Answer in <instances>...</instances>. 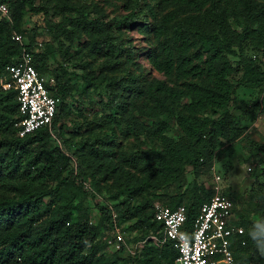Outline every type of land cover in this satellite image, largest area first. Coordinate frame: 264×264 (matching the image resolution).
<instances>
[{
  "label": "trees",
  "instance_id": "trees-1",
  "mask_svg": "<svg viewBox=\"0 0 264 264\" xmlns=\"http://www.w3.org/2000/svg\"><path fill=\"white\" fill-rule=\"evenodd\" d=\"M154 1L158 9L164 10L163 15L157 18L151 13L150 23H138L137 19H131L130 23L142 26V33L152 39L147 63L165 78L152 79L143 87L155 122L141 130L127 116V98L141 86L137 83L142 78L139 74V77L128 75V86L119 77H107L105 92L110 106L123 118L122 124L131 132L142 133L154 144L152 149L138 151L122 163L128 161L130 168L144 170L145 179L154 180L155 188L174 185L180 189L185 183L183 171L190 168L187 191L173 196L164 194L167 200L161 205L171 209L185 207L183 230L188 233L200 206L213 194L211 187L198 182L202 169L213 163L221 146L231 148L245 136L241 114L228 109L234 103L237 86H264V0ZM0 3H6L10 13L8 21L0 22V81L7 79L4 69L18 59L22 48L32 52V66L43 75L47 54L35 53L33 37L29 41L23 37L21 23L26 14L24 6L43 13L46 7L33 9V0H0ZM239 4L243 11L237 14ZM236 15L242 19L238 32L227 22ZM81 23L84 27L93 24ZM91 30L98 33L95 28ZM13 34L21 35V44L11 40ZM102 35L96 38L93 50L96 54L104 50L114 54L111 68L116 70L120 63L115 58L122 57L124 49L115 46L108 31ZM229 54L236 57L235 65ZM125 58L130 60L129 55ZM234 74L239 75L235 85L229 81ZM53 80L55 84L50 91L57 103L51 124L23 137L17 136L21 117L17 113L16 91L3 90L0 83V264H117L100 254V246L94 241L99 228H108L112 210L101 208L103 222L91 227L79 205L81 201L74 206L61 201L67 187L84 193L81 187H88L85 177H91L87 182L93 186L98 181L82 164L77 151L69 154L63 151L62 144L69 142L62 138L58 125L64 118V106L58 104V99L62 101L68 93L57 75ZM260 100L264 103V97ZM171 126L177 130L175 138L166 135ZM99 141L82 139L96 156L104 152ZM250 151L264 153V141ZM69 155L77 160L74 170L68 169L72 159ZM222 193L232 202L234 214L232 196ZM250 200L251 215L234 220L242 233L231 239L230 249L237 264H264V185L250 195ZM145 208L144 203L135 207L123 203V209L114 213L117 222L136 219L135 223H147L152 228L148 235L161 240V225L154 221L156 208L141 217ZM145 253L151 255L154 264H174L177 256L171 241L155 245L147 239L129 262L137 264Z\"/></svg>",
  "mask_w": 264,
  "mask_h": 264
},
{
  "label": "rangeland",
  "instance_id": "rangeland-1",
  "mask_svg": "<svg viewBox=\"0 0 264 264\" xmlns=\"http://www.w3.org/2000/svg\"><path fill=\"white\" fill-rule=\"evenodd\" d=\"M39 7H46V13L24 6L26 14L21 23L23 37L28 41L33 37L35 53L47 54L43 62L46 72L42 76L53 79L57 75L60 84L67 90L68 94L62 101L58 99V104L61 102L64 106V118L58 125L62 138L69 142L68 145L62 144L63 151L68 154L77 151L82 164L87 165L88 171L93 172L94 179L98 181L93 186L87 182L91 177H85L90 190L82 186L84 193H78L76 188L67 187L63 190L61 201L72 206L81 201L79 205L86 212L88 225L96 227L103 222L101 208L118 212L123 209V203L129 207L144 203L146 208L141 214L144 217L157 206L165 204L163 201L167 197L164 194L173 196L185 193L191 181L189 167L183 171L185 183L180 189L174 185L155 188L154 180L145 179L147 173L143 174L144 170L130 168L128 161L122 163L138 151L152 149L154 144L142 133L131 132L122 124L123 118L110 106L105 92L108 84L106 78L109 76L121 78L126 86L130 84L128 75L142 76L137 81L141 85L139 89L127 96V116L132 117L141 130L155 122L154 113L149 109L148 94L143 87L152 79L165 78L152 71L147 63L146 55L151 49L152 39L142 33V26H134L130 21L137 19L138 23H150L151 13L159 18L164 10L158 9L154 0H33L32 8ZM239 11H243L241 4L236 13ZM81 21L93 24L84 27ZM241 21L237 15L236 18L227 19L230 28L236 32ZM92 28L97 29L98 33L95 34ZM106 31L114 38L115 46L121 45L124 49L123 56L115 58L120 63L116 70L111 68L114 54L107 50L96 54L93 50L96 38L103 37L102 33ZM127 55L130 60L125 58ZM247 55L251 53L247 52ZM228 58L235 65L234 54H229ZM238 77V74H234L229 81L235 85ZM54 84L53 80L51 90ZM235 93L234 103L228 109L241 114L245 136L231 148L221 146L213 163L202 169L198 182L210 188L213 177L218 176L221 190L232 196L235 208L233 220L239 221L251 215L253 201L250 195L264 185V153L254 154L250 151L252 146L264 141V103L260 100L264 97V86H237ZM115 122L120 124L116 125ZM166 135L175 138L178 135L176 128L171 126ZM85 137L99 139L104 152L94 155L91 148L82 142ZM49 144L53 146V142ZM70 158L68 169L74 170L77 160ZM125 189H129V192ZM76 215L75 211L74 218ZM135 221L116 220L114 224L108 221V228H99L94 241L100 246V254L116 260L117 264H135L129 262L130 258L142 249L147 239L152 242V235H148L152 228L145 222L138 224ZM115 231L123 236L124 241L118 250L114 248ZM138 245L141 247L133 251ZM141 258L137 264H154L149 254L145 253Z\"/></svg>",
  "mask_w": 264,
  "mask_h": 264
},
{
  "label": "built area",
  "instance_id": "built-area-1",
  "mask_svg": "<svg viewBox=\"0 0 264 264\" xmlns=\"http://www.w3.org/2000/svg\"><path fill=\"white\" fill-rule=\"evenodd\" d=\"M10 18L6 3H0V22ZM11 40L21 44V35L13 34ZM7 79L0 81L3 90L16 91L17 113L21 117L17 124V136L23 137L42 127H49L55 114L57 100L52 96L50 87L53 79L39 75L32 66V52L22 48L18 59L4 69ZM219 177L214 176L212 196L203 203L195 216L191 229L183 230L185 207L174 209L157 206L154 221L161 225L162 239L154 236L150 239L155 245L171 241L177 252L174 264H237L230 249L231 239L242 233L241 227L235 226L233 204L222 193ZM85 188H88L85 186ZM112 224L116 222L114 211L110 213ZM123 236L115 231L114 248L123 245ZM135 246L133 251H136ZM133 251H129L133 253Z\"/></svg>",
  "mask_w": 264,
  "mask_h": 264
}]
</instances>
